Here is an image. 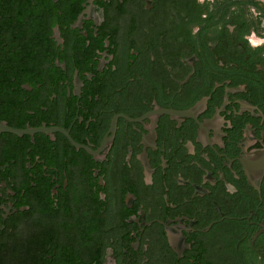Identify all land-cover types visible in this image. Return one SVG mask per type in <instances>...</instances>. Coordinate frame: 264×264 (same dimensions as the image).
I'll use <instances>...</instances> for the list:
<instances>
[{
  "label": "flooded vegetation",
  "instance_id": "flooded-vegetation-1",
  "mask_svg": "<svg viewBox=\"0 0 264 264\" xmlns=\"http://www.w3.org/2000/svg\"><path fill=\"white\" fill-rule=\"evenodd\" d=\"M0 127V264H264V0H0Z\"/></svg>",
  "mask_w": 264,
  "mask_h": 264
},
{
  "label": "water",
  "instance_id": "water-1",
  "mask_svg": "<svg viewBox=\"0 0 264 264\" xmlns=\"http://www.w3.org/2000/svg\"><path fill=\"white\" fill-rule=\"evenodd\" d=\"M7 129V128H6ZM1 130V127H0ZM9 132L11 133H15V134H19V132L17 130H13V129H7Z\"/></svg>",
  "mask_w": 264,
  "mask_h": 264
}]
</instances>
